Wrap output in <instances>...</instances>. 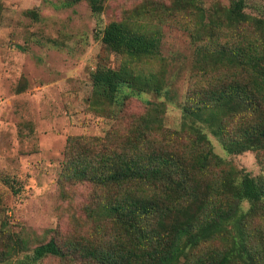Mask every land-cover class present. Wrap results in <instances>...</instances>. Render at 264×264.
<instances>
[{
  "label": "trees",
  "instance_id": "1",
  "mask_svg": "<svg viewBox=\"0 0 264 264\" xmlns=\"http://www.w3.org/2000/svg\"><path fill=\"white\" fill-rule=\"evenodd\" d=\"M105 1L66 0L65 5L86 2L100 14ZM175 2L182 7L192 0ZM243 10L244 1H234L224 26L209 24L206 36L212 40L222 33L231 39L226 45L212 40L195 49L191 89L180 106L179 133L189 138L182 154L187 163L175 151L159 149L154 140L164 103L172 101L164 70L157 74L148 67L161 61L158 34H149L142 25L108 24L101 42L122 60L117 69L98 66L91 73L93 108L117 118L130 99L143 101L151 93L163 100L151 103L132 125L120 152L88 159L74 139L69 141L61 181L114 191L96 212L88 213L99 216L97 245L71 243L64 249L49 240L29 253L28 237L2 231L0 262L10 263L27 252L28 264L47 257L74 259L76 254L93 264H264V178L233 169L215 173L222 162L203 131L208 129L228 154L264 150V21L248 20ZM208 173L211 179L203 186L193 180ZM209 243L219 247L202 252Z\"/></svg>",
  "mask_w": 264,
  "mask_h": 264
},
{
  "label": "rangeland",
  "instance_id": "2",
  "mask_svg": "<svg viewBox=\"0 0 264 264\" xmlns=\"http://www.w3.org/2000/svg\"><path fill=\"white\" fill-rule=\"evenodd\" d=\"M65 1L0 0V235L28 237L29 253L49 240L64 249L71 243L97 245L94 226L99 216L88 213L96 212L114 191L61 181L69 141L74 139L88 159L120 152L132 125L149 112L151 103L163 100L151 93L143 101L130 99L117 118L93 108L91 73L98 66L117 69L122 60L101 42L108 24L142 25L149 34H158L161 61L148 67L157 74L164 70L172 101L164 103L162 127L153 132L154 140L159 149L175 151L187 163L182 154L189 138L179 133L180 106L191 89L195 49L212 40L218 46L231 40L218 32L211 40L206 32L212 22L226 23L227 10L237 0H192L180 3L182 7L175 0H106L100 14L86 2L66 6ZM243 1L248 20L264 21V0ZM203 131L222 162L215 173L233 169L259 181L264 178V150L228 154L208 129ZM199 175L193 179L196 184L209 183L210 173L200 180ZM258 218L253 219L257 228ZM218 247L209 243L201 249ZM29 253L0 264H28ZM29 264L93 263L76 254L74 259L47 257Z\"/></svg>",
  "mask_w": 264,
  "mask_h": 264
}]
</instances>
